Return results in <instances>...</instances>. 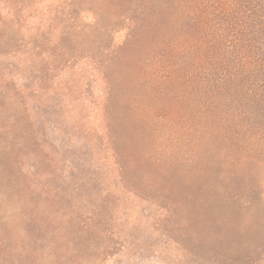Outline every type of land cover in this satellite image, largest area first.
I'll return each instance as SVG.
<instances>
[{
	"label": "rangeland",
	"instance_id": "374dc122",
	"mask_svg": "<svg viewBox=\"0 0 264 264\" xmlns=\"http://www.w3.org/2000/svg\"><path fill=\"white\" fill-rule=\"evenodd\" d=\"M0 264H264V0H0Z\"/></svg>",
	"mask_w": 264,
	"mask_h": 264
}]
</instances>
